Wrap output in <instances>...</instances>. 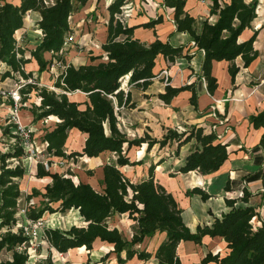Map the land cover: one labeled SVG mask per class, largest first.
<instances>
[{"label": "trees", "instance_id": "16d2710c", "mask_svg": "<svg viewBox=\"0 0 264 264\" xmlns=\"http://www.w3.org/2000/svg\"><path fill=\"white\" fill-rule=\"evenodd\" d=\"M74 1L55 0L52 5H44L42 0H20L19 5H14L9 1L0 0V61L11 66L24 80H29L17 88L19 102H30L29 107H23L30 112L29 124L34 125L51 116L56 117L52 126L41 129L39 135L41 142L46 143L45 153L48 156L94 158L103 151H111L116 155V159L101 166L100 190L89 182H74L70 176L51 172L44 166V162L38 159L34 177L48 178L47 182L42 189L32 188L29 193L23 195L18 180L25 174L22 163V157H25V136L14 121L6 120L4 124L0 123V138L12 140L6 144V150L0 148V264H53L48 258L46 263L29 262L27 247L30 236L19 224L18 215L22 197L26 203L24 217L30 221H38L46 211H78L83 224L71 225L66 229L45 227L42 231V241L47 244L48 249L53 248L59 253L82 246L90 251L98 240L112 246L109 252L116 255L119 264L133 256L147 260L152 254L138 246L145 237L164 233V239L155 249L153 256L158 264H183L176 251L178 243L187 240L199 243L203 236L208 235L219 236L224 240L225 254L208 252L196 264H264V222L255 226L252 222V217L256 215L254 208L250 205L235 204L238 200L248 202L251 196L248 191L243 190L239 198H224L229 210L223 212L220 217H214L210 224L197 225L192 232L183 220V210L176 198L155 181L153 164L149 165L147 176L136 181H132L121 170V167L126 165L141 164V160H130L126 153L132 146H140L142 143H146L149 149L154 144L162 147L175 141L179 149L194 139L183 164L177 169L181 173L196 171L201 175L211 174L218 171L228 159L227 145L218 139L215 132L206 133L202 127L192 125L182 132L167 129L161 139L152 138L147 133L142 137L128 139L117 125L119 110L134 105L130 91L120 88L119 78L129 74L128 83L145 88L155 76L153 68L157 55L161 54L168 61H173L175 57L182 55L184 46H173L168 41L162 42L159 39L148 45L136 38L117 39L120 34L129 35L133 27L121 26L113 20L112 14L119 11L124 1L114 0L107 7L111 15L107 24V40L101 46L107 60L78 67L68 66L55 82V85L65 92H56L45 85H38V77H33L31 71L22 67L21 59L15 57L13 34L22 26L23 13L32 9L38 10L41 15L38 25L43 32V38L32 51L41 71L47 62L42 52H58L62 46L64 34L68 29L67 17L73 9ZM185 2L186 0H162V5L172 9L176 31L187 32L192 38L193 46L203 52L200 76L204 78L207 90L212 94L217 87L216 78L211 74L213 60L231 61L227 69L233 82L240 69L233 60L239 56L242 66L247 67L258 56L253 47L258 29L253 30L248 38L238 40L245 29L251 28V22L257 15L258 2L211 0L207 16L203 18L198 32L193 26L196 18L184 9ZM212 17L213 19H210ZM160 20L159 15L143 25L151 27ZM185 56L189 58L188 54ZM75 90L83 92L85 100L70 99L66 91ZM183 90L191 91L190 102L195 105L196 91L193 83L178 87L165 84L164 91L158 93V98L164 103H169ZM32 97L36 100H31ZM249 119L255 128L264 127V110L251 114ZM74 129L85 134V137L80 150L66 153L64 146L69 139V132ZM28 136H32V132H29ZM124 145L126 146L123 149ZM258 145L264 151V132L260 135ZM10 160L16 162L12 163ZM87 174L91 175V171L87 170ZM225 189L229 190L228 184ZM195 194L203 201L211 196L199 186L185 191L188 197ZM33 198H38V205L31 202ZM261 202H264V190L261 193ZM123 213L135 222L129 240L107 222L114 214ZM109 252L91 264L101 263Z\"/></svg>", "mask_w": 264, "mask_h": 264}, {"label": "crops", "instance_id": "0c3cea01", "mask_svg": "<svg viewBox=\"0 0 264 264\" xmlns=\"http://www.w3.org/2000/svg\"><path fill=\"white\" fill-rule=\"evenodd\" d=\"M112 1L114 0H87L83 9L90 11L97 4L102 3L104 11L108 12L107 7ZM124 1H130L129 3L133 5V8L131 7L130 9L133 13L128 19V26L133 27V38H137L145 44H150L155 39H159L162 42L168 41L173 46L182 45L184 46V51L182 50L184 53L179 58L175 57L173 61H168L161 54L157 55L153 68L155 76L151 79V82L145 88L132 84L129 85L127 90L130 91L131 102L134 105L133 107H122L119 110L117 114L119 128V123H121L124 126V132L129 127L128 130H130V133L134 132L141 136L142 132H145L152 138L161 139L167 129L182 132L190 126L195 125L202 127L206 133L211 131L215 132L218 139L227 145L229 154L228 159L221 168L211 174L201 175L196 171L181 173L177 169L183 164L187 152L194 143V139L183 144L179 149H177V143L175 141L168 142L162 147L154 144L149 149H147L146 143H142L140 146H137L139 149L138 152L140 154V150L145 149L144 153L145 156L147 155V162H145L146 164L144 166L142 164L144 156L137 157L136 160H141V164L134 166L139 167L142 165L139 167L138 174L140 177L138 180L147 176L148 167L150 164H153L155 181L163 185L175 198L184 197L185 191L194 186H199L210 194L211 196L205 201L201 200L200 196L196 194L189 197L199 202V225L210 224L214 217H220L223 212L229 210V207L224 202V198H239L242 196L243 190H246L251 194L248 202L238 200L235 204L252 206L256 213L252 217V222L255 226L261 225L264 222V202H261V193L264 190L262 189L264 151L258 145V141L261 133L264 132V127L255 128L249 116L264 110V18L259 19L256 15L251 22V28L254 26L253 30L258 29V33L253 42V47L257 50L258 56L247 67L242 66V61L239 56L233 60L236 65L240 66L233 82L227 69L231 61H212L211 74L216 78L217 87L210 94L206 87V81L200 76L203 52L193 46L192 38L187 32L176 31L172 9L162 5V0ZM223 1L226 2L228 0ZM257 2L258 9L261 7L260 3H264V0H257ZM207 3L205 2L204 5H201L199 2V20L198 17H195L196 20L193 24L196 32L200 30L202 20L207 16L211 0H207ZM193 4L194 2L191 0H186L184 7L191 15L194 14L193 11L198 9ZM136 9L142 14L135 13ZM262 10H264V6H262ZM256 13L258 14V10H256ZM159 15L161 16V20L153 24V26L145 27L143 25L150 19L157 18ZM34 16L37 18L36 13H34ZM210 19H213V17ZM102 22V26L98 29L101 44L106 40L108 34L107 27L104 21ZM251 28L245 29L238 40L241 41L248 38L252 32L247 36H244V34L247 30L251 31ZM188 50L191 52L189 53ZM186 54L189 55V58L185 56ZM172 63L176 64V66L174 64L172 66L174 67V71L175 67L179 68L177 71L179 73L173 79L176 84H172L171 86H180L181 81L178 75L183 80H186V84L193 83L196 91L195 105L190 102L191 91L189 90L179 92L169 103H164L158 98V93L164 91L165 84L157 77V74L160 69L169 64L172 65ZM0 64L4 63L0 61ZM5 66L7 65L5 64ZM172 72L173 70L170 69L171 74ZM7 75L3 73L2 77ZM28 113L30 116L29 119H31L30 112L28 111ZM50 118L56 117L51 116ZM132 124H135V126ZM80 136L84 140L85 134L82 133ZM144 146L146 147L144 148ZM153 148H155L153 155H149ZM106 152L109 153L111 151H103L98 157ZM226 184H228L229 190L225 189ZM185 197L188 198L186 195ZM181 206L186 210L184 205ZM120 215H125V213ZM128 220L135 225L133 220L129 218ZM185 224L192 232L195 230L197 224L194 222L193 214L188 215ZM164 236V233H156L151 237H145L140 246H138V248L144 249L152 254L149 259L143 260L137 258V256H133L121 264H158L153 254L157 246L164 239ZM98 242L100 243L101 241ZM105 244L104 246L109 245V249L107 250L109 252L112 246L107 243ZM196 246L199 248V256L192 250ZM176 251L183 264H196L208 252L224 255L226 248L225 242L221 237L205 235L199 243L188 240L180 241ZM97 254L99 255L100 251ZM105 254L99 256L102 257ZM109 254L112 253L109 252ZM97 261H92L90 257L87 258V263L89 264Z\"/></svg>", "mask_w": 264, "mask_h": 264}, {"label": "rangeland", "instance_id": "374dc122", "mask_svg": "<svg viewBox=\"0 0 264 264\" xmlns=\"http://www.w3.org/2000/svg\"><path fill=\"white\" fill-rule=\"evenodd\" d=\"M9 1L14 5H19L20 0H5ZM87 0L80 2L75 0L73 2V9L69 16L67 17L68 29L64 34L63 42L60 50L58 52L43 51L42 56L47 61L43 70H39V65L37 60L32 56V51L36 46L41 42L43 38V32L38 25V22L41 19L40 12L38 10L28 9L23 13L22 16V26L14 31L13 37L15 40V57L21 59L22 67L26 71H31L33 77H38L40 80L38 85H45L50 89L55 90L56 92H65L61 87H57L55 82L58 80L59 76L64 74L68 66L78 67L84 64H96L100 61H106L107 55L102 49L101 39L99 36V28L102 26V21L107 27L110 18V12H105L103 4H97L92 10L83 9V6ZM155 1V0H154ZM194 2L193 6L198 7L196 11H193L194 17H198L199 20V2L201 5H204L207 0H191ZM44 5H52L55 0H42ZM130 2V1H129ZM123 1L119 7V11L113 13V20L120 23L121 26H128V19L133 13L131 3ZM191 4V3H189ZM208 4V3H207ZM192 6V7H193ZM257 17L259 19L264 18V10L262 6L264 3H260ZM191 7V6H188ZM108 10V9H107ZM34 13L37 14V18L34 16ZM137 14H142L136 9ZM254 26H252L251 31L247 30L244 36L251 34ZM133 29L129 35L120 34L117 36V39L124 38H133ZM243 36V37H244ZM137 39V38H136ZM107 40V38H106ZM106 40L102 43H105ZM145 44V43H144ZM148 45V44H146ZM184 51V50H183ZM182 51V53H184ZM187 52V51H186ZM190 53L191 51L188 50ZM101 56V58H98ZM179 58V56L177 57ZM4 63V62H3ZM175 63L172 65H167L166 67L160 69L157 74V77L161 81L165 82V77L162 76L161 71L164 69H172V76L168 77L167 81H171V84H176L173 81L176 78L177 71L179 68L174 67ZM183 68V67H181ZM8 72L10 73L7 76L2 74ZM124 78V79H123ZM129 74H125L119 78L120 88L124 91H127L130 83H128ZM29 80H24L21 78L20 74L17 71H13L11 66H5L0 64V123L4 124L5 121H14L21 128L25 140H23V145L25 149V157H22V163L25 167L24 177L19 182V188L23 192V195L29 193L32 188L42 189L43 185L46 183L48 178L37 179L34 177L35 173V164L36 161L41 159L44 162V166L51 172L63 173L67 176H70L74 182L79 180L89 182L97 190L102 188L101 179H102V169L101 166L106 162H114L116 155L113 152H106L100 157L87 158L82 157H68V158H59L48 156L45 153V143L41 142L40 134L41 129L52 126V123L56 121V118H46L45 120H40L34 125H30V116L27 109L23 107H29V101L21 104L19 102V95L15 93L19 85L23 82ZM181 82L180 85L186 84V81ZM184 83V84H183ZM4 92V94L2 93ZM66 94L70 99L83 101L85 95L80 90L75 91H66ZM18 96V99H15ZM31 100H36L35 97H32ZM126 119V118H125ZM118 125V124H117ZM120 130L124 132L123 124L119 123ZM135 126V124H132ZM119 127V126H118ZM124 132L125 136L128 139L134 137H142L145 132H142V135L139 136L136 133H130V130ZM134 130V129H133ZM29 132H32V136H28ZM68 140L64 146L66 153H69L72 150H80L81 144L83 143V137L80 134L75 133L73 130L69 132ZM12 140H9L6 137L0 138V148L3 150L7 149L6 144L11 143ZM146 146H144L145 148ZM125 145L123 146V149ZM137 146H132L126 153L130 160L137 161V157H143V165L147 162V155L145 156V149L138 152ZM155 148H153L149 155H153ZM153 157V156H152ZM10 162H16L15 160H10ZM132 166V167H131ZM126 165L121 167V170L127 174L132 181L138 180L139 176V167L134 165ZM125 169V170H124ZM87 170L91 171V175L87 174ZM174 176V174H172ZM188 181V180H187ZM191 183V182H190ZM185 197V195H184ZM177 197L179 206L182 208L183 219L187 222V217L190 214H193L194 222L199 225V202L195 199ZM31 202H35L38 205V198H33ZM182 203V204H181ZM181 205H184L183 208ZM26 203L22 197L19 204V224L21 226H27L28 230L31 231L30 243L27 247L29 254V262L31 263H46V259H50L53 264H88L87 258L90 257L92 261H97L101 256L107 252L109 246H102L98 241L93 244V248L90 251L86 249L77 250V251H68L66 253H59L55 249H48V246L45 242L42 241V231L45 227H57L59 229H66L71 225H81L83 224L82 218L79 216L76 209H69L64 212L55 211L52 213L44 212L42 217L37 222H29L24 217V210ZM109 226L116 227L121 235L129 240L131 233L135 225L128 220L127 215L114 214L113 216L107 219ZM99 248V249H98ZM199 248L193 247L192 250L199 256ZM93 250L100 254H94ZM94 254H92V253ZM98 255V256H95ZM194 258H196L194 256ZM83 261V262H82ZM98 264H119L115 259V254H109L101 263Z\"/></svg>", "mask_w": 264, "mask_h": 264}, {"label": "built area", "instance_id": "2783aa9c", "mask_svg": "<svg viewBox=\"0 0 264 264\" xmlns=\"http://www.w3.org/2000/svg\"><path fill=\"white\" fill-rule=\"evenodd\" d=\"M161 74H163L162 76H164L165 77V82H164V84H168V85H172L171 84V81H167V79H168V77L170 76H172L171 75V73H170V70H168V69H164V70H162L161 71ZM179 77V79H180V81L181 82H184L183 81V78L180 76V75H178ZM186 81V80H185ZM184 84V83H183ZM3 94H4V92H2ZM15 93H17V90H16V92ZM15 99H18V96L15 98ZM45 146H46V143H45ZM30 223L31 222H37V221H30V220H28ZM24 227V230L27 232V234L29 235V236H31L32 234H31V231H29L28 230V228H27V226H23Z\"/></svg>", "mask_w": 264, "mask_h": 264}, {"label": "bare ground", "instance_id": "6f19581e", "mask_svg": "<svg viewBox=\"0 0 264 264\" xmlns=\"http://www.w3.org/2000/svg\"><path fill=\"white\" fill-rule=\"evenodd\" d=\"M123 79H124V78H123ZM74 132L77 133V134L82 135V133L79 132L78 130H75V129H74ZM100 243H101L102 246L106 245V244H105L106 242H100ZM107 244H108V243H107ZM108 246H109V245H108ZM82 249H84V246H82V247H77V248H71V249H69V251H77V250H82ZM98 249H99V248H98ZM93 253H94V254H97V252H96L95 250H93Z\"/></svg>", "mask_w": 264, "mask_h": 264}]
</instances>
